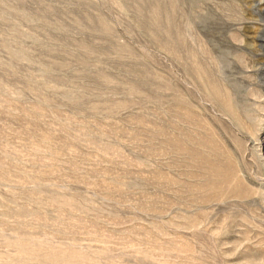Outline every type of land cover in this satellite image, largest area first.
<instances>
[{"label": "rangeland", "instance_id": "374dc122", "mask_svg": "<svg viewBox=\"0 0 264 264\" xmlns=\"http://www.w3.org/2000/svg\"><path fill=\"white\" fill-rule=\"evenodd\" d=\"M0 264H264V0H0Z\"/></svg>", "mask_w": 264, "mask_h": 264}]
</instances>
